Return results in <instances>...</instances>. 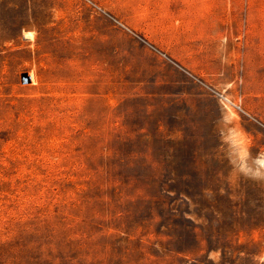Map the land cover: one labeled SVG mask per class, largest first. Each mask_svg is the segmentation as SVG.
<instances>
[{"label": "rangeland", "instance_id": "obj_1", "mask_svg": "<svg viewBox=\"0 0 264 264\" xmlns=\"http://www.w3.org/2000/svg\"><path fill=\"white\" fill-rule=\"evenodd\" d=\"M261 154L264 0H0V264H264Z\"/></svg>", "mask_w": 264, "mask_h": 264}, {"label": "clouds", "instance_id": "obj_2", "mask_svg": "<svg viewBox=\"0 0 264 264\" xmlns=\"http://www.w3.org/2000/svg\"><path fill=\"white\" fill-rule=\"evenodd\" d=\"M243 152L247 155V149L243 148ZM260 156H264L261 154ZM259 167L255 171H244V175L257 181H264V159L258 161Z\"/></svg>", "mask_w": 264, "mask_h": 264}, {"label": "bare ground", "instance_id": "obj_3", "mask_svg": "<svg viewBox=\"0 0 264 264\" xmlns=\"http://www.w3.org/2000/svg\"><path fill=\"white\" fill-rule=\"evenodd\" d=\"M24 37L27 38V39H32L34 38V32L31 31V30H25L24 31ZM27 81H33L34 83L36 82V79H35V76H34V73L30 72L28 75H27Z\"/></svg>", "mask_w": 264, "mask_h": 264}, {"label": "built area", "instance_id": "obj_4", "mask_svg": "<svg viewBox=\"0 0 264 264\" xmlns=\"http://www.w3.org/2000/svg\"><path fill=\"white\" fill-rule=\"evenodd\" d=\"M26 79H27V76H26ZM29 82V81H28Z\"/></svg>", "mask_w": 264, "mask_h": 264}]
</instances>
